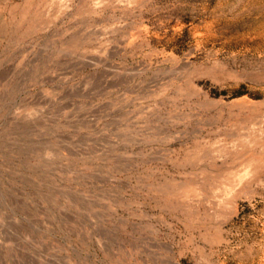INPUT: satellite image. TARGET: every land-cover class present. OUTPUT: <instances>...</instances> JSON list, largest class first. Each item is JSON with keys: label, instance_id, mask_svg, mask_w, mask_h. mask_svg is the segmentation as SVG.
Instances as JSON below:
<instances>
[{"label": "rangeland", "instance_id": "obj_1", "mask_svg": "<svg viewBox=\"0 0 264 264\" xmlns=\"http://www.w3.org/2000/svg\"><path fill=\"white\" fill-rule=\"evenodd\" d=\"M62 3L0 0V264H264V0Z\"/></svg>", "mask_w": 264, "mask_h": 264}, {"label": "bare ground", "instance_id": "obj_2", "mask_svg": "<svg viewBox=\"0 0 264 264\" xmlns=\"http://www.w3.org/2000/svg\"><path fill=\"white\" fill-rule=\"evenodd\" d=\"M59 1H61V5H62L63 4L62 0H59ZM254 162H255V159H250L249 161H247V163L243 165L241 170L233 173L227 180H225L221 184L220 188L222 189L221 190L219 189V191L223 190L226 193L225 195H228V193H230V196H233L235 193L236 187L241 186L243 183H245L250 177H252L258 171L257 165Z\"/></svg>", "mask_w": 264, "mask_h": 264}]
</instances>
